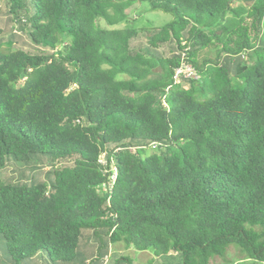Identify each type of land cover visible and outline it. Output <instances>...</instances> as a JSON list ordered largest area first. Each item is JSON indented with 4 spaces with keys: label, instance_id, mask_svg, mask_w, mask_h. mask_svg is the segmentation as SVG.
<instances>
[{
    "label": "trees",
    "instance_id": "trees-1",
    "mask_svg": "<svg viewBox=\"0 0 264 264\" xmlns=\"http://www.w3.org/2000/svg\"><path fill=\"white\" fill-rule=\"evenodd\" d=\"M235 1L0 0V262L102 264L121 241L264 263V0ZM143 2L171 19L139 25ZM182 55L198 78L172 83Z\"/></svg>",
    "mask_w": 264,
    "mask_h": 264
},
{
    "label": "rangeland",
    "instance_id": "rangeland-1",
    "mask_svg": "<svg viewBox=\"0 0 264 264\" xmlns=\"http://www.w3.org/2000/svg\"><path fill=\"white\" fill-rule=\"evenodd\" d=\"M240 3H245L243 0H236L234 2V6L238 5ZM147 3L143 2L142 7L139 6V8L136 10L135 15L137 17L136 23L139 25H161L171 19L170 14L162 12V11H156V10H147L146 6ZM1 22V18H0ZM124 24H119L117 26H123ZM262 27L264 28V19L262 22ZM9 34V33H8ZM253 36L257 37H263L264 32L262 29H255L252 33ZM9 38V37H8ZM13 46L14 47H25L29 48V44L26 42V39L24 37L19 36H13L12 38ZM151 148H148L147 151L149 152ZM48 170L47 166H44L43 168L36 169V173L39 177L45 178L44 172ZM2 175L16 178L17 174L11 170L7 169L3 172H1ZM110 250V251H109ZM109 262L107 264H157V262H173V263H179L180 258L179 256H159L157 258H153L152 256L146 254V253H140V251H137L135 249H126L123 242H117L114 244L113 248L109 249ZM3 252V253H2ZM1 254L4 255V251L0 250V257ZM127 256L130 258L131 263H128L127 261L123 260L122 257ZM250 262L249 259H244L243 256L240 255L238 247L231 243L229 244L223 256H214L211 259L210 264H248ZM0 264H8L6 261L2 260ZM258 264H264V263H258Z\"/></svg>",
    "mask_w": 264,
    "mask_h": 264
},
{
    "label": "built area",
    "instance_id": "built-area-1",
    "mask_svg": "<svg viewBox=\"0 0 264 264\" xmlns=\"http://www.w3.org/2000/svg\"><path fill=\"white\" fill-rule=\"evenodd\" d=\"M183 78H192V79H197L198 78V74L196 73V71L194 70V68L191 66L190 63L185 61V58L183 57V55L180 58V61L178 63V65L176 67H174L173 69V73H172V83H177L179 81H181V79ZM170 87V85H168L166 87V89H168ZM163 104L166 105V103L163 101ZM154 144H151V147H154ZM98 162L99 164L103 165V166H108L107 169H105L104 171L109 172L108 178H109V182L108 183H103L100 185V189L101 190H106L109 189V187L112 185V183L114 182L115 176H116V167H115V163L114 160L112 158V156H110L109 160L106 158V154L104 152H102L99 156H98ZM108 259V255H104L102 257V264H104Z\"/></svg>",
    "mask_w": 264,
    "mask_h": 264
},
{
    "label": "crops",
    "instance_id": "crops-1",
    "mask_svg": "<svg viewBox=\"0 0 264 264\" xmlns=\"http://www.w3.org/2000/svg\"><path fill=\"white\" fill-rule=\"evenodd\" d=\"M117 243V242H116ZM115 244V243H114ZM114 244H111L109 247H108V250L109 249H111V248H113V246H114ZM93 246V243H87L86 245H85V248L87 249V250H83V251H85L86 252V254H88V257H90L91 255V247ZM126 247V249H135V250H137V251H140V253H146V254H148V255H150V256H152L153 258H157L158 259V257L159 256H156V255H154L153 254V252L151 251V250H138V249H136V248H134L133 246H125ZM106 251L105 252V254H107L108 255V259H107V261L104 263V264H107L108 262H109V251ZM176 256L175 255V253H172V255H167V256ZM127 257V256H126ZM127 258H129V257H127ZM130 259V258H129ZM131 261V260H130ZM162 262H157V264H161ZM116 264H120L119 262L118 263H116Z\"/></svg>",
    "mask_w": 264,
    "mask_h": 264
}]
</instances>
